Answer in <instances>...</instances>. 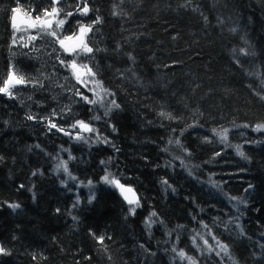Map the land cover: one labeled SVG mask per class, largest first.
I'll list each match as a JSON object with an SVG mask.
<instances>
[{
  "label": "trees",
  "instance_id": "1",
  "mask_svg": "<svg viewBox=\"0 0 264 264\" xmlns=\"http://www.w3.org/2000/svg\"><path fill=\"white\" fill-rule=\"evenodd\" d=\"M77 3H58L59 16L75 12ZM19 5L32 15L52 7L51 0ZM88 6L94 11L68 17L62 34H78L79 24L101 17L86 37L92 58L77 63L92 68L113 94L101 93L103 107L74 95L79 88L93 99L88 89H98L59 65L51 37L11 44L17 0H0V85L10 66L43 81L42 88L28 83L12 97L0 94V246L9 251L0 264H189L173 246L197 264H264V130H254L264 124V0H88ZM112 99L120 108L105 116ZM48 119L71 136L81 131L70 128L76 120L97 131L81 133L87 143L76 141L49 130ZM224 128L226 144L212 132ZM98 135L110 143H93ZM177 138L183 147L168 143ZM238 144L247 160L236 154ZM69 152L75 180L56 167ZM106 171L137 191L134 215L102 181ZM152 212L157 222L149 231ZM201 221L228 245V256L192 246L200 232L215 247Z\"/></svg>",
  "mask_w": 264,
  "mask_h": 264
},
{
  "label": "snow or ice",
  "instance_id": "2",
  "mask_svg": "<svg viewBox=\"0 0 264 264\" xmlns=\"http://www.w3.org/2000/svg\"><path fill=\"white\" fill-rule=\"evenodd\" d=\"M63 0H51V4L52 7L50 9V11L48 9H44L42 11V15H36L34 19L30 20L31 22L28 24L29 28L32 29H36V35H32L29 36V42L31 41H35L37 38L41 37V36H49L52 38V42L53 44H58L59 45V49H56L55 47L53 48V52L55 53L56 56V60L58 61L59 65L62 66L65 69H69L72 73V76L76 79V81L83 85L84 87H87V84L89 82L94 83L96 86V89L98 90H93V89H88L89 91L93 92V99H89V97L87 95H84L83 92L78 88L75 90L74 95L76 96H80V98L85 101L87 104L90 105H97L100 104L101 107L104 106V97L101 95V93L103 92L105 95H113L112 93H109L107 89H104L100 83V81L95 80V76L96 73L93 72L92 68L88 67V65H81L77 63V59L84 56V57H88V58H92V54L94 53V49L93 47H89L88 43L86 42V37L88 36V34L90 32L93 31V27L95 24H99L101 23V17L97 16L96 19L92 22V24H79V33L78 34H73V36H64L62 39L60 38V33L61 30L63 28V25H65L67 18L68 17H72L74 16L76 13H79L81 16H87L89 12L94 11V9H91L88 6V0H78V3L76 5V10L75 12H67L66 16L64 19H57V17L61 14V9H59L58 7H56V5L58 3H62ZM82 5V6H81ZM21 11V7L19 5V0H17V7H14L11 9L12 15L10 17L11 20V26L13 29V33H12V41L11 44L15 45L17 44V39H16V33L20 30L17 27V13ZM30 15V14H29ZM113 15H119L118 12H113ZM233 31H235L233 29ZM22 40V38H21ZM68 42H72V43H68ZM25 47H27L28 45H24ZM96 51H99V49H96ZM244 50L241 49V52H243ZM64 54H70L73 59L70 62H66V59L63 58ZM89 77H91L92 79L89 80ZM31 83L33 87H43V81L41 80H36V79H29L26 78L23 75H18L17 70L14 68V66H10L9 67V71L7 74V78L3 80V84L0 85V94H4L7 95L9 97L13 96V89L17 86V85H24V84H28ZM120 105L116 102L115 99H112L111 104L107 107V109L105 110L104 115L107 116L109 115V113L113 110V109H119ZM68 110L70 111V106L68 108ZM53 116L56 115V112L54 111ZM162 117H166L168 119H171L172 116L170 113H166V112H161L159 114ZM36 117H34L33 115H28L27 119L32 120L35 119ZM41 119H45V118H41ZM93 119L95 120H99L101 119V117L96 116ZM48 126H49V130L56 128L57 131H61L64 132L65 135H69L70 138L76 140V141H84L85 143H87V139L81 134L83 132H96L97 129L91 126V122H85L83 120H76L74 124L70 125L71 129H76L77 127L81 130L80 133H77L75 136H71V133L63 128H59L57 126L56 123H54L51 119L47 120ZM189 127H193V125H189ZM243 127H248V125H244ZM115 130V129H113ZM187 129H184L183 131H186ZM255 131H261L264 130V124H258L256 126V128L254 129ZM183 131L181 132V135H183ZM212 132L215 136H218L220 138V142L221 143H227L228 141V133H229V129L224 128L222 130H217V129H212ZM207 137L205 138V140L207 141ZM93 143H110V141L107 140V138L105 137H101V136H97V139L95 141H93ZM169 144H173L175 143L177 146L179 147H183V145L181 144V141L179 138L172 140L169 139L168 141ZM36 147H39V145H37ZM235 149H236V154L238 156H240L241 158L247 160L248 157L245 154V152L242 150L241 145H235ZM63 151L68 152V149H62ZM164 151H168L167 148L163 149ZM184 151H187V149H184ZM217 156L220 155V153H216ZM75 159V157H73L71 155V152H69L68 154V160H63L61 159L60 162L57 164V170L62 169L64 173H66L69 177V179L71 180H75L76 177L72 176L71 173L69 172L68 169V161ZM102 164L106 163L105 161H101ZM181 164L183 166V161H181ZM36 173L34 172L33 175H35ZM189 175H192V172L189 171ZM102 181L106 184L112 185L116 188H118L121 192V195L123 196L124 200L128 203L129 205V213L130 214H135L136 209L140 207V201L139 198L136 196L134 190L131 187H126L124 184H122L120 182V178H118L117 176L113 175L111 172L106 171L105 175L103 177H101ZM212 184V187L214 188H219L220 185L215 182V181H210ZM61 183H65V181H61ZM162 185L165 186L166 190L168 188H172V186L170 184H168L167 180H161ZM89 185L92 184V181L88 182ZM21 187H23V185H21ZM252 185H249V189L252 188ZM172 191L175 192V189L172 188ZM247 191V190H246ZM131 194V195H129ZM93 197H89V202H91ZM230 199L232 200H238V197H230ZM243 202V201H240ZM79 204V197H77V201L76 204L73 205V207H75L76 205ZM9 207H11L12 209H18L20 207L19 204L16 203H12L9 205ZM57 211H59V209H57ZM157 215L156 212H152L150 213V215L146 218L145 220V225L146 228L150 231L151 227L154 223H156L157 221L153 220L152 218L155 217ZM73 219H77L76 217H73ZM193 219H195V217H193ZM162 223V221H161ZM201 226L205 229L208 230V235L212 236V240L215 241V247L209 243V241L205 238V236L203 234H201L200 232H196L192 237H191V243L192 246L195 247L198 251L201 252V254H203V252H208V253H212L215 252L217 256H220L221 253H223L225 256L229 255V248L228 245L222 243L219 239H217L216 236L212 235L211 229L208 228V225L204 224L202 221L200 222ZM183 225H177V228H183ZM237 227H240L239 225H237ZM169 235L171 233H168ZM241 234H243V229L241 228ZM97 241L100 243H103L104 241V237L103 236H99L96 237ZM199 240L203 241V248L202 246L197 242ZM141 247H143V245H141ZM261 247H264V245H261ZM217 249H219L217 251ZM172 252L176 253V257H178L181 261L183 260H187L189 262V264H197V258L187 255L186 252L184 251V249H179L177 250V248L175 246H173L172 248ZM0 254L2 255H9V251L3 247L0 246ZM229 258L231 259V257L229 256ZM33 259H36L35 256H33ZM235 264V262H234Z\"/></svg>",
  "mask_w": 264,
  "mask_h": 264
},
{
  "label": "rangeland",
  "instance_id": "3",
  "mask_svg": "<svg viewBox=\"0 0 264 264\" xmlns=\"http://www.w3.org/2000/svg\"><path fill=\"white\" fill-rule=\"evenodd\" d=\"M29 14L30 13H27V12H25L22 9H21L20 12H18L16 14L17 15V27L20 29L16 33L17 44L18 43H22L23 41H29V36L36 35V29H32V28L28 27V24L31 22L30 17H31V19H34L36 15H32V14L29 15ZM39 15H42V14H39ZM57 19H63V18L58 16ZM62 30H63V28H62ZM62 30H61V33H60L61 39L64 36H73V35L62 34ZM21 38H22V40H21ZM17 73H18V71H17ZM18 75H20V74L18 73ZM91 79L92 78L89 77V80H91ZM26 85L27 84L17 85L13 90L15 91L16 89H18L20 87H23V86H26ZM93 88H95V87L93 86Z\"/></svg>",
  "mask_w": 264,
  "mask_h": 264
},
{
  "label": "water",
  "instance_id": "4",
  "mask_svg": "<svg viewBox=\"0 0 264 264\" xmlns=\"http://www.w3.org/2000/svg\"><path fill=\"white\" fill-rule=\"evenodd\" d=\"M68 43H72V42H68ZM84 133H88V132H84ZM124 185H125V184H124ZM125 186H126V187H131V188L134 190L136 196L139 198L137 191H136L132 186H129V185H125ZM115 188H116V187H115ZM116 190H117L118 194L120 195V197L122 198V200H123L126 204H128V203L124 200L123 196L121 195L120 190H119L118 188H116ZM129 195H131V194H129Z\"/></svg>",
  "mask_w": 264,
  "mask_h": 264
}]
</instances>
